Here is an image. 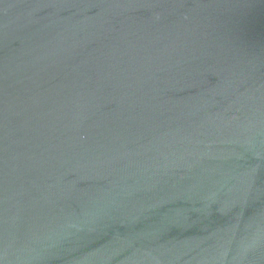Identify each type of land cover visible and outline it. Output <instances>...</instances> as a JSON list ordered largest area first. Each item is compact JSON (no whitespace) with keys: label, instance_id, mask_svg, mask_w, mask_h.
<instances>
[{"label":"water","instance_id":"obj_1","mask_svg":"<svg viewBox=\"0 0 264 264\" xmlns=\"http://www.w3.org/2000/svg\"><path fill=\"white\" fill-rule=\"evenodd\" d=\"M0 264H264V0H0Z\"/></svg>","mask_w":264,"mask_h":264}]
</instances>
